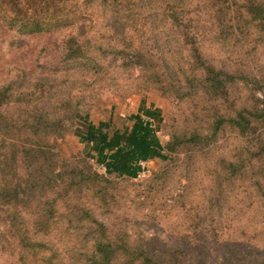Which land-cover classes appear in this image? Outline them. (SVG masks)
Segmentation results:
<instances>
[{
	"label": "rangeland",
	"instance_id": "rangeland-1",
	"mask_svg": "<svg viewBox=\"0 0 264 264\" xmlns=\"http://www.w3.org/2000/svg\"><path fill=\"white\" fill-rule=\"evenodd\" d=\"M54 4L62 18L41 31L0 13V191L34 193L8 211L0 193V264L31 259L22 236L63 261L109 239L110 264H264V0ZM139 120L157 155L134 173L97 158L88 135Z\"/></svg>",
	"mask_w": 264,
	"mask_h": 264
},
{
	"label": "trees",
	"instance_id": "trees-1",
	"mask_svg": "<svg viewBox=\"0 0 264 264\" xmlns=\"http://www.w3.org/2000/svg\"><path fill=\"white\" fill-rule=\"evenodd\" d=\"M8 2L10 1L0 0V13L4 18L5 24H7V26L10 29H16L18 32L26 33V32H34V31L50 29L52 28L51 25L53 24L52 23L53 21L57 22L59 19L62 18L57 9H54L56 11L55 12L56 14L50 13L52 12L53 7L55 8L56 6L54 4L55 0H51L50 1L51 3L46 4L43 8L38 9L37 11H35L33 14H30V15H27L26 12L24 11L22 12L19 4L17 3H14L15 5L14 8L6 6L5 4H7ZM69 41L70 40H68L67 43H69ZM72 49L73 48L70 49L69 45H67V47L65 48V55H64L66 58L71 57L70 55L71 53L69 52ZM74 54H76L75 56H81L77 53H74ZM230 77L231 76L227 74L226 78L229 79ZM2 92L3 91L0 90V94H2L4 98H8L6 97V91L4 93ZM17 96H18L17 98L19 97L23 98L24 92L19 93ZM10 98H12V95H10ZM96 134H97L96 136H93L92 134L88 135L87 140H95L96 142H100L102 139V136L100 137L99 133H96ZM120 137H122L124 141L125 140L128 141L127 137H123L122 135ZM120 137L118 135H115V139L117 140L120 139ZM104 139H105V136H104ZM135 146H138L137 148H139V145L135 144L134 147ZM122 154L125 156L124 159H127L129 156V155H126L127 153H124V152ZM41 178L44 184H47V185H49V183L52 181V178L50 177V174H48V172L43 173L41 175ZM42 188H43V185L40 184L39 182L31 181L30 190L31 189L41 190ZM26 192H27V188L21 187L19 185L13 187L11 192L8 191L7 187H6V191H4V188H3V190L0 191V193H1L2 198L5 199L4 201H2L4 202L3 203L4 209H7L5 205L8 204L9 202L17 204V202L21 201L23 194H25L28 198H31V196L34 195V193L29 194ZM19 194H21L20 198H19ZM263 196H264V187H263ZM48 214L49 216H47V218H45V220L42 221L43 223H45L46 221H49L53 213H48ZM14 221L15 219L13 217L8 218L7 226L11 228L12 235H17L19 234V229L16 228L18 226L15 224ZM22 227H26V226L24 225ZM20 236H21V233H20ZM24 237L25 236H22L21 238L22 243L24 242H27V243L20 244V245L24 248L23 250L27 251V253L31 256V259H29V261H23L21 262V264H110L108 256L109 254L114 252L112 247H114V250H115L114 243L109 241V239H104V240L96 239L86 251H85V247H80L78 250V251L84 250L83 253L87 252L89 255H91L89 258H86L85 260L84 259H81V260L74 259L70 261H63L62 258L58 257L59 255L58 250H55V251L52 250L53 245L47 242L37 241L36 239H28ZM19 242L20 241L18 238V243ZM40 253H49L50 255L48 256L46 260L34 258ZM139 254L140 253H137V255ZM144 259L146 260V262H150V260H148L147 257H144ZM153 264H160V263H153Z\"/></svg>",
	"mask_w": 264,
	"mask_h": 264
},
{
	"label": "crops",
	"instance_id": "crops-1",
	"mask_svg": "<svg viewBox=\"0 0 264 264\" xmlns=\"http://www.w3.org/2000/svg\"><path fill=\"white\" fill-rule=\"evenodd\" d=\"M144 113L150 118H152L153 116L150 110L149 112L145 111ZM147 124L150 125V123H146L144 121L139 120L133 125L134 128L130 127L124 129V132L127 134L126 137L128 139V142H125L122 137L118 140L115 139V135L118 134L117 131L114 132L110 137H107L105 133L98 132L100 137L102 136L101 142H99L101 143V145L98 146L95 140H91L94 142V148H96L98 151L97 158L101 160L103 159L106 152H109L106 155V159L109 158L110 161H116L117 163H120V160H123L124 163H121V166H123L124 169L123 171H130V173H134L135 170L137 171L140 168V163L149 161L152 156L157 155L156 153L158 152L156 151L155 153V151L153 150L156 149V142L153 143L154 146L150 145V148L148 146V148L144 151V146L147 144V142L150 143V137L153 136L151 129L148 127L149 125ZM131 129H133V131H131ZM104 136L105 139L109 141V143L106 142L108 145H104ZM118 136L120 137L119 134ZM135 144L139 145V148H137L138 146L134 147ZM123 152L127 153L126 155H129L127 159L122 158ZM148 152L150 153L149 155L147 154Z\"/></svg>",
	"mask_w": 264,
	"mask_h": 264
}]
</instances>
